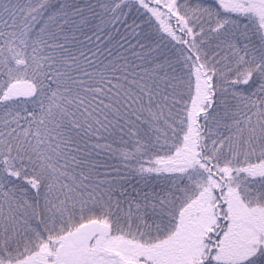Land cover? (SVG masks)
Returning <instances> with one entry per match:
<instances>
[{"label":"snow or ice","instance_id":"1","mask_svg":"<svg viewBox=\"0 0 264 264\" xmlns=\"http://www.w3.org/2000/svg\"><path fill=\"white\" fill-rule=\"evenodd\" d=\"M0 264H264V0H0Z\"/></svg>","mask_w":264,"mask_h":264}]
</instances>
